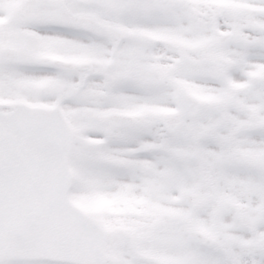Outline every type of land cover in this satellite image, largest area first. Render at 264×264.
I'll return each mask as SVG.
<instances>
[{
	"label": "snow or ice",
	"instance_id": "6c2138e0",
	"mask_svg": "<svg viewBox=\"0 0 264 264\" xmlns=\"http://www.w3.org/2000/svg\"><path fill=\"white\" fill-rule=\"evenodd\" d=\"M0 264H264V0H0Z\"/></svg>",
	"mask_w": 264,
	"mask_h": 264
}]
</instances>
